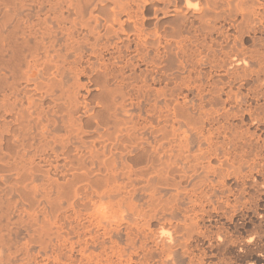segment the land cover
<instances>
[{
  "label": "bare ground",
  "instance_id": "6f19581e",
  "mask_svg": "<svg viewBox=\"0 0 264 264\" xmlns=\"http://www.w3.org/2000/svg\"><path fill=\"white\" fill-rule=\"evenodd\" d=\"M0 264H264V0H0Z\"/></svg>",
  "mask_w": 264,
  "mask_h": 264
}]
</instances>
